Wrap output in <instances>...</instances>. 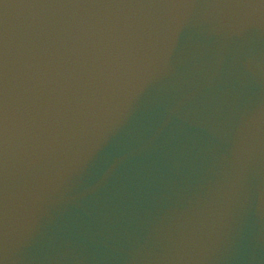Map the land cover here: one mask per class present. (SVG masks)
Segmentation results:
<instances>
[{
  "label": "water",
  "instance_id": "obj_1",
  "mask_svg": "<svg viewBox=\"0 0 264 264\" xmlns=\"http://www.w3.org/2000/svg\"><path fill=\"white\" fill-rule=\"evenodd\" d=\"M0 264H264V0H0Z\"/></svg>",
  "mask_w": 264,
  "mask_h": 264
}]
</instances>
